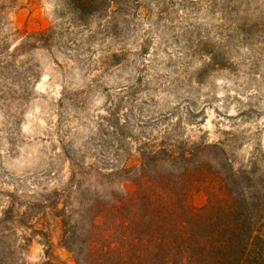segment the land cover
<instances>
[{"label": "rangeland", "instance_id": "374dc122", "mask_svg": "<svg viewBox=\"0 0 264 264\" xmlns=\"http://www.w3.org/2000/svg\"><path fill=\"white\" fill-rule=\"evenodd\" d=\"M167 128L264 175V0H0V227L25 264H77L51 207Z\"/></svg>", "mask_w": 264, "mask_h": 264}, {"label": "trees", "instance_id": "16d2710c", "mask_svg": "<svg viewBox=\"0 0 264 264\" xmlns=\"http://www.w3.org/2000/svg\"><path fill=\"white\" fill-rule=\"evenodd\" d=\"M214 147L167 128L135 164L80 178L77 204L51 207L61 245L77 264H264V175L257 162L207 160ZM202 190L207 201L196 207ZM11 235L0 227V264H25ZM55 260L47 249L38 264Z\"/></svg>", "mask_w": 264, "mask_h": 264}]
</instances>
